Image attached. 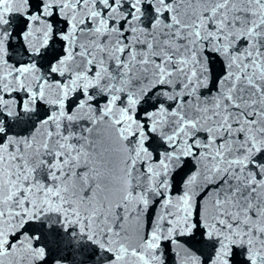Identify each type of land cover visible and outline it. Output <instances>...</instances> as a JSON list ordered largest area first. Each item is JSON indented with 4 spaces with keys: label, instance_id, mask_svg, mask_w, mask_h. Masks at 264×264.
I'll use <instances>...</instances> for the list:
<instances>
[{
    "label": "snow or ice",
    "instance_id": "6c2138e0",
    "mask_svg": "<svg viewBox=\"0 0 264 264\" xmlns=\"http://www.w3.org/2000/svg\"><path fill=\"white\" fill-rule=\"evenodd\" d=\"M0 264H264V0H0Z\"/></svg>",
    "mask_w": 264,
    "mask_h": 264
}]
</instances>
